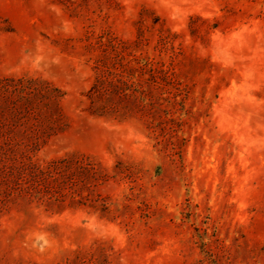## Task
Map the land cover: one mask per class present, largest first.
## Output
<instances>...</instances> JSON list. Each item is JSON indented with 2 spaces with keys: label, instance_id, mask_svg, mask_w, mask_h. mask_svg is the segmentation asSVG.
<instances>
[{
  "label": "rangeland",
  "instance_id": "obj_1",
  "mask_svg": "<svg viewBox=\"0 0 264 264\" xmlns=\"http://www.w3.org/2000/svg\"><path fill=\"white\" fill-rule=\"evenodd\" d=\"M0 264H264V0H0Z\"/></svg>",
  "mask_w": 264,
  "mask_h": 264
}]
</instances>
